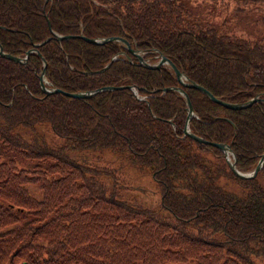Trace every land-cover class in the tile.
<instances>
[{"label": "trees", "instance_id": "1", "mask_svg": "<svg viewBox=\"0 0 264 264\" xmlns=\"http://www.w3.org/2000/svg\"><path fill=\"white\" fill-rule=\"evenodd\" d=\"M191 1L264 10V0H0L1 49L24 55L48 37L35 49L53 86L136 89L77 98L42 92L35 50L25 62L0 54V264H264V159L253 176L234 175L219 148L182 132L184 99L163 89L180 85L194 109L189 129L228 143L236 168L249 170L264 149V35L242 36ZM50 29L69 36L57 39ZM80 31L121 36L151 61L159 50L221 99H263L227 107L180 84L166 64L141 66L120 41L93 43ZM44 121L60 142L33 127ZM24 127L31 132L22 135ZM102 147L149 167L156 206L120 197L101 178L106 167L67 153ZM4 150L45 163L17 166L1 158Z\"/></svg>", "mask_w": 264, "mask_h": 264}, {"label": "rangeland", "instance_id": "2", "mask_svg": "<svg viewBox=\"0 0 264 264\" xmlns=\"http://www.w3.org/2000/svg\"><path fill=\"white\" fill-rule=\"evenodd\" d=\"M191 8L199 9L201 14L211 15L213 11L214 17L212 19L221 23H228L227 29L232 30L240 35L253 37L256 34L264 35V10L258 11L257 9H248L246 11L238 12L234 14L228 8L221 7V5H215L214 9H211L207 5H194L192 1L190 2ZM231 6V3L229 7ZM232 9V7H230ZM233 10V9H232ZM224 15V17L222 16ZM228 18H225V17ZM261 17V19H258ZM216 22V23H217ZM224 29L223 27H220ZM37 129L42 137L50 143H57L62 140V137L55 135L50 128L48 123L38 122L33 126ZM32 129L24 127L23 129H18V131L23 135L31 132ZM72 157L78 161L89 163L90 165H96L97 167H106V171H101V178L104 179L108 184H113L118 195L122 198H134L137 201L142 202L145 205L156 206L159 203L160 191L151 177L150 169L146 166H134L128 164L123 155L115 150L114 148L102 147V148H83V149H68ZM1 158L4 160L11 159L17 166L21 167H32L35 163H40L43 165L45 161L39 158H29L21 156L15 151L4 150L2 152ZM29 191L33 194H37V187L34 184H28ZM192 260H187L185 262L179 261H166L164 264H189Z\"/></svg>", "mask_w": 264, "mask_h": 264}, {"label": "water", "instance_id": "3", "mask_svg": "<svg viewBox=\"0 0 264 264\" xmlns=\"http://www.w3.org/2000/svg\"><path fill=\"white\" fill-rule=\"evenodd\" d=\"M51 33H53L55 35V37L57 39H61L63 37H68L69 34L63 33V34H59L57 32H55L53 29H50ZM78 36H81L84 40L93 42V43H97V42H102V41H108V40H112V39H116L118 41H120L122 43V45H124L126 47V49L133 54V56H135L136 58V63L141 65V66H147V67H157V65L159 64H166L171 71L173 72L174 76L176 77V79L178 80V82L182 85L185 86H192L194 88H196L199 91H202L207 97H209L211 100L213 99L214 101L225 105L227 107L230 108H240V107H244L247 104H249L252 101H257L259 99H263L260 95H258L257 93L247 99H245V101H229V100H225V99H221L219 97H216L215 95L211 94L204 86H202L201 84H198L195 80L191 79L190 77H187L185 74H183L181 72V70L176 67V65L173 64V62L169 59L168 56L163 55L159 50H156V58L151 61L148 60L146 57H144V55H142V51L138 50L137 48H134L130 45H128L127 41L121 37V36H116V35H108V36H97V37H90V36H85L81 33V31L78 33ZM48 37L42 39L40 42H32V46H30V48H27V50H25L24 55H15L10 53L9 51L6 52L4 50L1 49L0 46V54L10 58L14 61L17 62H25V57L27 55L28 52H30V50H35L37 55L39 56V59L41 60V69L39 70V73L37 74V82L39 83V87L41 89L42 92H60L64 95H70L73 97H88L89 95L99 91V89H110V88H118L121 87L123 85L129 87L131 90H133V92H136V89L134 88V86H132L131 84H110V85H99L98 87H94V88H88V90H77V91H63L60 88H58L57 86H53L52 84H50V82H48L45 78L43 69H44V65H45V60L43 59V57L41 56V54L39 53V51L37 49H35V46L39 43H41L42 41H44L45 39H47ZM123 52L120 51L118 52V54H122ZM116 56V54H113L112 56H110V60L112 58H114ZM127 60H131L129 56L126 55ZM108 64L105 63L102 67H105ZM102 69V68H98ZM90 71H97V70H90ZM166 88H171L176 90L177 92H179L182 95V99H184V110L185 111V116L183 119V125H182V132L184 134H186L187 136H189L190 138L192 137L193 139H195L198 142H206L209 143L211 145H215L217 148H219L222 153L224 154V158H225V162L228 164L230 170L232 171V173L234 175H236L237 177H249V176H253L254 173L256 172V170L260 167L261 165V161L264 159V149L262 150V152L259 154V156L256 158L255 160V164L249 168V170H241L239 168H236L235 164H234V153H232V151L230 150V147L228 145V143H223V142H219V141H213V140H209V139H205L203 136L201 137L200 135H198L197 133L193 132L192 130L189 129L188 127V119L190 118V115H192L194 113V109H192V105L190 102V99L188 98L185 90L180 87V85L176 86V85H171V86H166L163 87L164 90H166Z\"/></svg>", "mask_w": 264, "mask_h": 264}]
</instances>
